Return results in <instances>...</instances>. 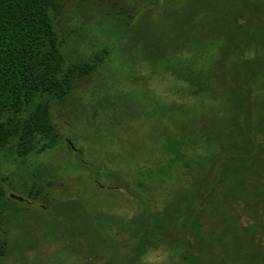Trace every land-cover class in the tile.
Masks as SVG:
<instances>
[{
    "label": "rangeland",
    "instance_id": "obj_1",
    "mask_svg": "<svg viewBox=\"0 0 264 264\" xmlns=\"http://www.w3.org/2000/svg\"><path fill=\"white\" fill-rule=\"evenodd\" d=\"M65 1L68 62L110 52L50 100L56 146L0 149V264H264V161L230 148L264 116V49L249 126L211 78L222 43L264 41V0Z\"/></svg>",
    "mask_w": 264,
    "mask_h": 264
},
{
    "label": "trees",
    "instance_id": "obj_2",
    "mask_svg": "<svg viewBox=\"0 0 264 264\" xmlns=\"http://www.w3.org/2000/svg\"><path fill=\"white\" fill-rule=\"evenodd\" d=\"M65 2V0H0V149L14 146L17 156L23 159V163L29 162L28 158L32 154H40L53 148L60 140V135L51 121L50 100H62L73 89L74 79L86 77L92 71L93 65L101 66L104 55L110 52V49L103 47L105 53L103 56L93 53V64L68 62L64 48L69 37L62 29V21L66 19L65 10L68 9ZM119 9L122 12L119 21L130 20V14L123 12L121 5ZM259 11L260 9L255 8L247 10L245 14H240L239 21L251 24L250 20H255ZM250 16L254 19H250ZM75 29L70 28L69 31ZM241 43L249 48L254 46L258 51L257 54L254 53L256 56L247 58L244 53L245 47ZM222 44L223 46L218 48L220 51L216 62L211 67V78L214 79V85L223 89L225 83H232V89L224 90L227 99L233 104H238L239 113L245 116L243 122L249 126L246 122L248 111L250 108L260 107V104L253 101L257 82L253 65L256 67L259 65L258 56L260 50L264 49V41L249 40L243 43L230 38ZM236 52L237 56L234 55ZM229 55H233V58H229ZM228 61L231 69L227 73L224 66ZM244 62L247 64L246 74L239 69ZM242 77H246L245 80L242 79L243 84L237 85ZM191 85L193 89H198L197 82L193 81ZM198 91L204 90L199 88ZM256 127L254 133L251 128H246L247 136L244 140L241 139L243 130L240 127L239 130L236 126L231 128L230 134L238 137L230 143L231 158L234 153L246 149L249 154L256 152L257 161L260 165L263 164L264 116ZM221 147L223 148L222 144ZM240 157L238 154V160ZM232 159L223 166L221 170L223 174L233 163ZM39 174L38 176H41ZM38 179L40 182V177ZM220 181H223L222 176ZM2 187L3 184L0 182V213L4 210L3 202L6 197ZM34 187L37 190L29 195L33 199L42 188L36 185ZM255 223V226L263 227L261 221L256 220ZM182 259L186 257L183 256Z\"/></svg>",
    "mask_w": 264,
    "mask_h": 264
}]
</instances>
